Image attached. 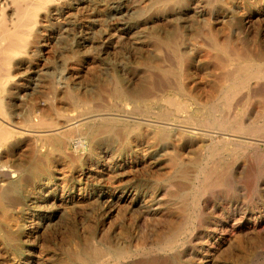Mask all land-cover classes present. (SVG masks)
<instances>
[{"label":"bare ground","instance_id":"obj_1","mask_svg":"<svg viewBox=\"0 0 264 264\" xmlns=\"http://www.w3.org/2000/svg\"><path fill=\"white\" fill-rule=\"evenodd\" d=\"M262 21L264 0H0V264H264ZM59 38L132 56L109 70L122 109L99 102L95 61L91 90L74 63L41 77Z\"/></svg>","mask_w":264,"mask_h":264},{"label":"rangeland","instance_id":"obj_2","mask_svg":"<svg viewBox=\"0 0 264 264\" xmlns=\"http://www.w3.org/2000/svg\"><path fill=\"white\" fill-rule=\"evenodd\" d=\"M264 22V21H262ZM260 23V22H259ZM259 23H255V27L256 28H260L263 27L264 28V23L261 25ZM71 46V41L65 38H59L58 42L56 44H54V51L53 54L51 56H43V62H44V71H47L46 74L44 73L43 75H41V77H49L51 76V78H54L56 81H58L59 77L62 75L61 73H63L65 71V67H67V65H69L70 63H74L76 65V67L78 66V71L80 69H82V67L84 66V70H81V72H79V74H77L76 77V86H81L83 88H86L88 90H91L95 87L96 84V80L93 79L92 77H90L88 74L89 68H91L90 64L91 61H95V64L98 65L99 68L97 69L96 76L97 79L101 82L104 78H106L108 80V84L104 86L103 89V93L100 94V99L99 102L106 104V106L114 111L120 110L122 109V105L120 104V99L117 97H111L110 99L106 96V91L108 90V87H111V82L112 81L110 79L109 76V70L112 66H118V67H123L124 63H127L129 60H131L132 56H128L127 53L124 52L123 56H113V55H109V56H96L95 53H93L91 50L90 51H86L84 54H82V56H72L71 53H68L69 48ZM93 53V54H92ZM134 57V56H133ZM154 58H164L165 62L164 64L168 65H175L176 61V56L172 55V54H168L167 52V56H151ZM213 57V56H210ZM261 61V63L264 61V58L259 59ZM88 68L87 70L85 68ZM140 66L137 67V70H140ZM224 71H216L217 74H221ZM208 72L204 71L203 73H194L192 74L193 78L197 79L198 81L207 84L208 83V76H207ZM34 75V74H33ZM35 76V75H34ZM35 78V77H34ZM170 79V78H169ZM25 84L27 85H23V87H27V90L21 92V95H23V97L21 99H17L18 103H20V107L17 109V112L19 114H26L30 108V100L31 97L33 95H35V91L32 90H36L38 89L37 86H32V83H35V81H31L29 78L24 80ZM209 88V85L206 86L205 88H202L203 90H206ZM174 94L178 97H182L183 96V92L177 88H173L172 89ZM161 93V90L157 91V94ZM65 98V97H64ZM199 101L196 99H193L190 102V109L195 108L196 106H198ZM137 105L140 107H145L144 106V102L143 101H137ZM160 109V104L156 103L154 106H152L151 110H153L150 113L149 117L153 116V115H157V112ZM107 138H110L109 136H105V135H101L100 137H98L99 141L102 143L101 145H104L103 142H105ZM142 139H145L142 138ZM112 140V139H111ZM128 140L131 142V144H135L137 143V140H135L133 135H130L128 137ZM118 141L114 140L110 141V146L112 148L115 149V147L118 145ZM139 148H141L142 150V146L137 145ZM164 164V162H163ZM255 169V167H254ZM251 186H253V184H250ZM249 190H252L251 187H249ZM185 191H188V189H185ZM163 195V192L160 193V196ZM253 197V196H252ZM252 197H251V193L249 191V194L247 196V198H245L244 200H239L237 203L235 204H228V203H221L215 210H211L209 211V214H212L213 217H215L216 222H214V224L211 227H214L215 230L217 232H226L229 229L228 224H226L223 221L227 220V214L232 210L234 212V220L233 222L237 223L238 221H240L242 219V212H244L247 208V206L250 204V202L252 201ZM114 218V217H113ZM257 260V259H256Z\"/></svg>","mask_w":264,"mask_h":264}]
</instances>
